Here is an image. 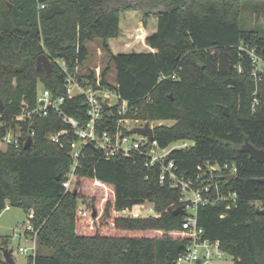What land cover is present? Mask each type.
I'll use <instances>...</instances> for the list:
<instances>
[{"label":"trees","instance_id":"obj_1","mask_svg":"<svg viewBox=\"0 0 264 264\" xmlns=\"http://www.w3.org/2000/svg\"><path fill=\"white\" fill-rule=\"evenodd\" d=\"M0 1V140L9 129L21 132L19 147L0 149V212L6 205L32 210L28 220L38 246L48 251L36 249L28 264H175L188 240L183 216L174 213L182 205L180 189L159 181L158 164L146 165L137 153L106 158L88 145L65 192L69 146L49 139L65 127L61 118L51 111L14 119L23 106L34 105L38 86L63 94L67 75L55 59L64 60L70 73L81 68L87 42L96 38L108 54L99 86L94 69L77 80L117 92L128 101L126 117L173 121L154 125L153 138L160 148L193 142L171 149L165 162L173 160L177 173L196 187L209 185L202 195L216 201L199 205L196 213L204 236L218 240L233 264H264V214L253 204L260 201L264 209V164L240 149L245 141L264 149V69H256L248 52L264 60V30L241 27L242 8L264 15V0ZM155 1L162 5L154 10L156 29L145 37L155 51L112 53L107 39L119 34L120 13ZM42 53L52 63L49 75L36 66ZM110 67L114 83L106 78ZM61 107L86 118L83 95L67 98ZM114 121L110 114L102 117V123ZM30 129L34 134L25 149L22 140ZM232 162L236 171L229 178L223 165ZM230 192L234 203L220 198ZM143 202L159 215L118 213ZM80 207L90 211L81 215ZM0 264L8 263L0 258Z\"/></svg>","mask_w":264,"mask_h":264},{"label":"built area","instance_id":"obj_2","mask_svg":"<svg viewBox=\"0 0 264 264\" xmlns=\"http://www.w3.org/2000/svg\"><path fill=\"white\" fill-rule=\"evenodd\" d=\"M140 29L142 27L136 28V37L143 39L139 37ZM248 52L255 66L259 63H264V60L256 55L253 49H250ZM55 62L59 64L67 75L64 93L54 96L49 89L38 86L34 105L31 107L23 106L21 111L14 116V119L17 121L32 120L36 117L46 116L51 111L56 112L61 118L65 127L55 133L49 134V139L58 143L61 147L64 145L69 146L68 156L70 158V164L62 181L65 192L68 191L70 183L73 181L75 170L79 166V159L85 147L88 145H91L106 158L130 157L134 153L142 154L146 158V165L153 166L158 164L160 166V182L167 180L171 186L179 188L181 192L180 200L185 209V214L182 215V228L187 231L188 240L184 248L176 256L175 264H220L219 262L226 252L220 248V242L218 240H209L204 236V229L198 225L196 216L199 205L208 202L213 204L216 201L215 198L202 195V191L207 192L209 190V185L196 187L194 180L185 178L183 175L177 173L173 160L165 162V158L171 149L187 148L193 142L182 140L180 147L175 146L166 150V148H160L153 137L149 138L137 132H126L127 123L129 122L140 123L134 126H143L145 123V121L126 117L125 114L128 110V101L126 99L121 98L114 90H109L104 87L95 88L90 84H81L77 80L78 74H82L79 66H76L75 70L70 73L64 60L55 59ZM253 75H256V70L253 71ZM165 77L166 74L159 76L160 79H164ZM171 77L174 78V74H171ZM99 78L100 76L96 77L97 86H99ZM77 95L84 96L86 107L85 119L69 115L61 107V104L67 98L71 99ZM105 103L108 104L107 108H104ZM105 114H110L115 118V121L113 123H102V117ZM150 127L153 129V126ZM33 134L34 130L30 129L26 138L28 136L32 138ZM20 137V131L9 129L1 138L0 143L5 147L10 145L19 147L21 144ZM26 138L22 140L23 144ZM223 168L230 175L236 171V166L233 162L225 163ZM220 198H231L232 203H234L235 193L230 192ZM79 202L82 204L81 199ZM89 211V207L79 208L81 215H86ZM118 213L134 217L159 215V212L149 202L141 203L134 210L122 208ZM26 232L33 233L36 238L37 230L31 222H28L21 230L22 235H25ZM15 235L18 236L20 233H15ZM18 251L28 253V256H33L36 253V243L31 244L29 248L19 246Z\"/></svg>","mask_w":264,"mask_h":264},{"label":"rangeland","instance_id":"obj_3","mask_svg":"<svg viewBox=\"0 0 264 264\" xmlns=\"http://www.w3.org/2000/svg\"><path fill=\"white\" fill-rule=\"evenodd\" d=\"M14 1V0H11ZM156 3L147 4L143 7L142 10L130 9L127 11H123L120 13L121 15V27L119 26V34L116 37L107 39L108 47L112 52H132L133 49L140 52H145L146 49L142 46V39L136 37V28L139 27L137 24L143 21V25L145 26L144 31H147L146 21L148 19H153L155 17L154 10L157 7H161V3L157 5ZM0 1V5H1ZM163 4V3H162ZM144 11H149L147 15H144ZM127 17V18H126ZM241 27L243 29H252L262 32L264 30V15L262 13L257 14L253 11L252 6H244L241 11ZM141 35V36H140ZM139 37H143V33L139 34ZM111 39V50L109 40ZM127 39V40H126ZM129 43L126 45L127 49L122 48V44L124 42ZM131 41V42H130ZM88 48V57L81 67L82 73H86L87 69H94L97 74L96 77L100 76L101 70L107 65L108 54L101 47V42L99 38L87 42ZM116 52V53H117ZM113 53V52H112ZM111 66V65H110ZM113 67V66H112ZM110 67L106 74V78L108 82L112 83L115 78L114 68ZM257 70L264 69V63H259L256 66ZM255 87L256 82L253 81ZM111 92V91H110ZM114 102V100H113ZM173 121L165 120V121H149L150 126H154L156 124H164L170 125ZM140 123L129 122L127 123V130L129 131L132 126L139 125ZM134 137V136H133ZM182 140H176L170 143L166 150H169L173 147H180ZM191 143V142H188ZM0 149L4 150L5 146L0 143ZM254 206L261 209L262 204L260 201H254ZM32 214V210L29 212H25L23 208L17 206L6 205L5 208L0 212V258L3 259L2 247H7L12 250V256L15 264H28V253L18 251L19 246H24L29 248L31 244L36 243V249L42 251H48L45 247H39L36 238L33 233H26L25 235L21 234V230L25 227V225L29 222L28 217ZM15 233H20V235L16 236ZM4 260V259H3ZM220 264H233L232 257L225 253L223 254Z\"/></svg>","mask_w":264,"mask_h":264},{"label":"water","instance_id":"obj_4","mask_svg":"<svg viewBox=\"0 0 264 264\" xmlns=\"http://www.w3.org/2000/svg\"><path fill=\"white\" fill-rule=\"evenodd\" d=\"M36 66L37 68H42L46 75H49L51 70H52V63L51 60L49 58V56L46 53H42L40 54L37 59H36ZM108 104H104V108H107ZM0 111H1V104H0ZM223 111L225 114H228V108L226 106H223ZM108 113V111H107ZM130 133H140L142 135H145L149 138L153 137V129L152 127L149 126V122L146 121L143 126H134L129 130ZM32 138L31 136H28L26 138V140L24 141V148L28 149L30 144H31ZM240 149L242 151H246L249 153L250 157L255 159L257 162L259 163H263L264 164V149L261 148H257L255 146H253L251 143H249L248 141H245L241 146ZM235 176V174H231L229 176V178H233ZM262 181H264V178L260 179ZM256 213H260V214H264V209H256L255 210ZM174 213L176 215H183L185 214V209L183 205L178 206L177 208H175ZM92 214H95V211H92ZM2 254H3V259L6 263L8 264H12L14 263L13 260V256H12V250L7 248V247H2L1 249Z\"/></svg>","mask_w":264,"mask_h":264},{"label":"crops","instance_id":"obj_5","mask_svg":"<svg viewBox=\"0 0 264 264\" xmlns=\"http://www.w3.org/2000/svg\"><path fill=\"white\" fill-rule=\"evenodd\" d=\"M127 18V17H126ZM147 19V21H146V28H147V31L145 32L144 31V28H145V26L143 25V21H142V19H141V22H139L138 24H137V26H139V27H142V29H140L139 30V34L140 33H143V39H142V46L144 47V49H146V51H155L154 49H152V48H150L146 43H145V37H146V35L147 34H149V33H151V32H153V31H155V29H156V17H154L153 19H148V18H146ZM121 15H120V20H119V26L121 27ZM141 36V35H140ZM127 40V39H126ZM131 42V41H130ZM109 44H110V47H111V39L109 40ZM126 45H129V43H127L126 41L122 44V48H125V49H127L126 47ZM111 50H113V48L111 47ZM129 51V50H128ZM127 51V52H128ZM133 51H135V52H140L139 50H135V49H133ZM113 53H116L117 51H112ZM125 52V51H124ZM117 53H119V52H117Z\"/></svg>","mask_w":264,"mask_h":264}]
</instances>
